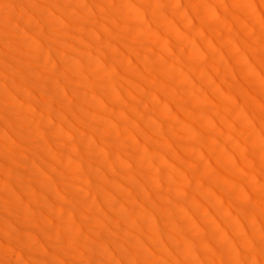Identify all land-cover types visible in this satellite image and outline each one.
<instances>
[{
    "label": "rangeland",
    "instance_id": "rangeland-1",
    "mask_svg": "<svg viewBox=\"0 0 264 264\" xmlns=\"http://www.w3.org/2000/svg\"><path fill=\"white\" fill-rule=\"evenodd\" d=\"M38 1L51 9L57 2ZM61 2L70 5L74 12L76 40L70 42L69 18L51 9L47 14L58 35L36 36L31 29L43 28L44 24L31 19L30 8L17 4L15 11L22 18L19 41L24 49L15 47L14 52L21 58L46 59L47 65L41 73L26 67L31 77L52 87L58 86V82L49 76L48 67L55 66L67 73L72 80L64 82L67 86L64 97L77 96L89 121L109 140L92 134L96 137L92 146L78 130L59 120L51 124L33 108L26 95L15 98L14 92L5 88L3 96L21 112L18 114L21 126L39 145L45 159L43 165H37L22 149H13L12 145L20 142L3 131L0 155L20 163L27 161V177L33 179L34 170L56 191L46 190L53 198V211L47 213L42 209L49 206L40 200L44 193L34 187L22 189L12 184L6 174L8 165H4L0 174V207L16 210L14 221L22 226V234L34 237L33 242L37 238L31 230L30 218L36 214L50 236L62 241L73 264H87L84 261L87 254L97 263L105 264H129L131 260L137 264H209L210 261L221 264L217 244L206 233L209 228L220 230L228 248L243 255L244 264H264V255L247 245L254 242L251 235L254 229H259L255 242L264 245V221L256 222L251 213L241 216L228 203V197L213 193V200L227 207L231 229L220 223L218 215L206 203L195 199L189 184L190 164L197 166L200 175L223 169L220 173L237 189V194L232 196L235 203L251 206L264 216V64L259 53L258 0ZM8 9L7 0H0L2 15H7ZM153 10H159L162 26L151 17ZM85 17L89 22L84 21ZM43 41L57 46L55 55L42 48ZM129 45L136 46L149 58L144 66L140 64L138 69L131 66L136 58L128 52ZM65 49L76 50L66 61L60 58ZM192 59L197 71L187 67L186 63L193 62ZM117 60L128 74L116 73ZM153 80H162L167 90L155 92ZM74 85L79 91H75ZM142 89L147 90L148 96H141ZM84 92L91 102L84 100ZM172 95L178 97L176 103ZM145 103L150 104L151 111H147ZM134 104L138 106L135 113L148 114L153 146L142 131L143 125L135 116L128 115L129 106ZM182 104L188 111H183ZM2 122L8 127L7 122ZM45 141L50 143L51 150L45 149ZM117 144L121 147L114 146ZM79 147L88 157L101 158L98 164L101 172L96 173L99 190L88 184L85 163L77 153ZM57 156L60 168L56 169ZM142 172L147 178L145 192L154 197L159 213L150 211L134 195L136 192L127 180L134 176L135 183H142ZM204 188L208 187L204 185ZM71 191L77 192L76 198L70 195ZM182 195L193 202L191 206L184 203ZM119 211L134 220L133 228L118 222ZM109 226L123 240L129 263L105 245L104 238L109 235L105 228ZM233 229L242 233L236 236ZM164 235L177 238L184 252L192 256L177 259ZM8 240L0 228V264H40L41 261L27 258ZM30 248L45 262L62 263L60 257L36 243ZM229 259L234 262L232 257Z\"/></svg>",
    "mask_w": 264,
    "mask_h": 264
},
{
    "label": "bare ground",
    "instance_id": "bare-ground-1",
    "mask_svg": "<svg viewBox=\"0 0 264 264\" xmlns=\"http://www.w3.org/2000/svg\"><path fill=\"white\" fill-rule=\"evenodd\" d=\"M61 1L62 0H57V2L53 4V8L51 9L49 8L48 5L41 4L38 0H7L8 8H9L7 15H2V13L0 12V132L3 131L10 136L11 135L14 136L15 139H17L20 143L13 144L12 148L22 149L27 155V157L31 158L37 165H43L44 163L43 159L45 158L40 153L39 145L34 140L28 137L29 136L28 132L21 126L22 123L20 122V119L18 117V114L19 113L21 114V112L19 111L17 112V110L12 106V104L5 98V96H3L2 92L5 88L13 91L15 94V98L26 95L30 99V102L32 101L33 108H35L40 113L45 115L51 124H54V121L59 120L61 123H63L65 126H68L70 129L78 130L79 132L84 134L88 144L92 146H93L92 142L94 143V139L96 137L98 139L104 138L105 140L107 139L109 140V137L105 133H102L103 131L100 132L96 130V126L89 121V116L87 115L85 110L82 109L81 106L79 105L80 99L77 96L74 95L69 99H66L64 97L63 94L65 93L67 88V86H64V82L68 80H72L67 73L63 72L60 68L55 66L48 67L50 72L49 76H54L58 82V86L52 87L49 83L40 82L38 79L31 77L29 74L30 69H36L37 72L41 73L42 67L47 65L46 59L44 58L41 59L39 56L38 59H34L31 56L28 57L26 56L24 58H21L18 55H16L14 52L15 47L24 49L21 42L19 41V34L22 31L21 28L22 18L21 15H19L15 11V6L17 4L27 7L28 9L30 8L29 13L31 19L34 21H41L44 24L43 28L41 27L40 29H31V32H34L36 36L40 37L43 33H48L53 37H56L58 35L57 34L58 32L53 25V20L47 14L50 12L49 9H51L55 13L58 14L63 13L67 16V18H69L72 24L70 26V34H71L70 42L72 43L74 42V40H76L75 39L76 29L74 25V15H73L74 12L72 11L70 5H68L67 3H62ZM89 1L94 2L95 0H89ZM103 6H105V4ZM102 8L105 10V7ZM258 10H259V18H260L259 53H260L261 61L264 64V0H258ZM159 15H160L159 10H153V12L151 13V17L154 18L161 25L160 22L161 19L158 17ZM89 20L90 19L88 17L84 18L85 22H89ZM81 34L83 35V32ZM82 37L83 39H85V35H83ZM42 48L46 49L47 51L50 50L51 52H53V55H55L57 52L56 51L57 46L48 41H43ZM38 49L39 51L41 50L40 48ZM115 50L119 52L120 48H116ZM40 52H38V54ZM128 52L131 54V56L134 59L136 58V62L134 60L131 61L132 64L131 66L134 67L135 69H138L140 67V64L144 66L145 62L149 61V58L145 57L134 45L128 46ZM75 53H76L75 49H65L62 55L60 56V58L66 61L69 55ZM192 60L193 62L186 63L187 67H190V69H192L193 71H197L198 70L197 64L194 62V59ZM26 65L30 66V69L27 68ZM115 66H116V73L128 74L126 68L122 65V62L120 60L116 61ZM159 68L161 69V67ZM162 70L164 74H168L167 70L165 69ZM153 81L155 82L154 85L156 89L154 90L155 92L163 93L164 91L167 90V85L162 80H153ZM74 89L75 91H79L77 85H74ZM140 93L141 96L142 95L148 96L147 90L142 89L140 90ZM86 94L87 93L84 92V96H83L84 100L91 102L92 101L91 98ZM177 98H178L177 96L172 95V99L174 100L175 103ZM107 101L110 102L109 99H107ZM182 105H183L182 106L183 111H188L186 109V106H184V104ZM144 107L147 109L148 112L151 111V106L149 103H145ZM129 108L130 110H128V115L135 116L137 121L143 125L142 131L146 136L147 141L150 142L151 146H153L154 144L151 142L152 138L150 137L151 125L148 119V114L140 115L139 113H135V111H137L138 109V106L136 104L130 105ZM95 115L99 117L97 113ZM2 121L7 122L8 127L4 125ZM6 133L5 135L7 136ZM92 134L95 135L96 137L94 136L95 138H93ZM114 146L121 147L118 146V144ZM114 146L113 148H115ZM44 147L46 150H51L50 143L48 141L44 142ZM163 147L169 152L172 151V148L168 146H163ZM77 153L85 163V166L83 165V167L88 173V184L95 190H99L100 184L98 178L96 177V173L101 172V170L98 169V164L101 163V158L88 157L85 154L84 149L80 147L77 148ZM54 160H55L54 166H56L55 168L56 169L57 167L60 168L59 157L57 156ZM4 165H8V168H6L7 169L6 174H8L7 176H9V178L11 179L12 184H17L22 189L34 187L39 191H42L44 193V196H40L42 197V199L40 200L43 204H47L49 206V209H47L48 211L42 209L41 207L40 209L46 211L47 213L53 211L52 210L53 198L51 197L50 193L47 192L46 190H52L55 188L52 187L51 185L46 184V182L41 179L42 177H40L37 174V172H35L34 170H33L34 178L29 179L26 175L27 172L29 171V168L27 166V161H23L20 163L12 160L11 158L3 154V156L0 155V174H2L3 172L2 167ZM189 167L191 173L189 178V184L191 186L190 188L194 190V193L196 195L195 199L206 203L209 209L218 215L220 219L218 217L217 218L219 219L221 224L224 223L226 226L232 229V226L229 222L230 213L227 207H222L215 200H213L214 199L213 193H219L224 195L225 197H228V203L235 206L238 209L241 216L245 217L248 213H251L252 215H254L256 222L264 221V216L256 213L254 209L251 208V206L242 207L239 206V204L237 205L235 203L232 196L237 194L236 193L237 189L235 190L236 187L234 188V186L230 182H228V180L225 179V177L221 174L223 169H220L221 173L219 171L214 172L212 170H209L205 174L200 175L199 170L197 169V166L195 164H190ZM142 177H143V181L140 184H137L133 181L134 176L132 177L129 176L127 180L130 184L132 191L136 192L134 195H136L138 199L142 200V202H144V204L147 206V208L150 211L159 213L160 207L157 204L156 200L154 199V197H152V195L145 192L144 189L145 178H146L145 173L142 174ZM204 185H206L208 188H204ZM10 190L9 192H11ZM3 191H7V190H3ZM54 191H56V189ZM69 193L73 198H76L78 195L77 192L74 191H71ZM180 197L182 198L183 201H185L184 203H187V205L190 206L192 205L193 202L191 203V201H189V199H187L186 196L182 195ZM243 197L247 200H251L249 196L243 195ZM15 212L14 209H12L11 207L8 206L0 207V228L8 236L9 239L8 242L12 243V245L15 246L18 250H20L27 258L41 261L40 264H51V263L42 260L43 257L41 255L33 254L30 248V246L33 245V243L40 245L42 248L47 249L53 255L60 257L62 260L61 264H73V262L70 260V257L68 255V250L61 243L62 241L61 240L59 241V239L56 237L50 236V233L44 228L40 218L36 214H33L30 218V222L33 228L30 229L32 230V232L36 234V238H37L36 239L37 242H33L34 237L31 239L30 236L22 234V229H23L22 226L14 221L15 217H17L15 216ZM117 215H118L117 216L118 222L123 224H128V226H131L133 228L134 220L129 219V217H127V214L124 211H119ZM256 222H254L255 225L259 223ZM209 229L210 230H207L206 233L210 234L213 241H215L217 244V251L220 252V257L222 260L221 264H244L246 262L245 260H242L243 255L237 249L236 251L234 249L231 251L230 249L231 247L228 248L227 244L223 239L224 236L222 237V235L219 232L220 230L218 231L215 228L214 229L209 228ZM105 230L109 234L107 237L105 238L103 237L105 245L111 247L120 256L122 260H124L126 263H129V259H130L129 254L127 252L123 240L119 236L118 237L115 236V232L113 231V228L111 226L105 228ZM255 230L256 229L251 230V235L254 239V242H252L250 245L247 243V245L254 247L257 254L264 255V245L257 244L255 242V240L257 239L256 236H258L259 229L256 231ZM233 232L236 233V236L242 233L239 232L237 229H233ZM164 237L165 240L167 241V246L170 248V250L174 252V255L177 259L186 258L188 257V255L192 256V253L186 254L184 252L183 246L180 245L177 238L173 236L171 237L170 235H164ZM93 245L95 246V248L97 247L95 244ZM229 257H232L234 259V262L230 261ZM205 260L208 259L206 258ZM84 261H86L87 264H105L104 262L97 263L88 254L86 255ZM210 262L208 263L211 264ZM129 264H137V263L131 260ZM212 264L214 263L212 262Z\"/></svg>",
    "mask_w": 264,
    "mask_h": 264
}]
</instances>
